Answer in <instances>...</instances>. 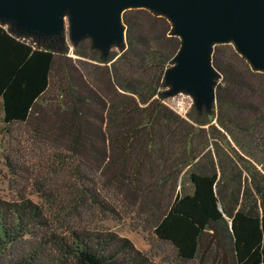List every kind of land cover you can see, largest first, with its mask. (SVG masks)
<instances>
[{
  "label": "trees",
  "instance_id": "1",
  "mask_svg": "<svg viewBox=\"0 0 264 264\" xmlns=\"http://www.w3.org/2000/svg\"><path fill=\"white\" fill-rule=\"evenodd\" d=\"M120 20L124 42L104 56L92 49L87 39L68 42V46L65 31L55 36H28L0 21L1 119L4 124L26 122L30 113L37 112L35 101L47 89L49 80L60 76L61 93L48 107L52 117L47 115L44 120L45 113L40 116L46 133L52 135V142L68 144L74 154L87 150L99 157L103 164L94 171L105 175L102 187L120 189L132 204H137L150 192L151 177L141 170L145 152L141 151L142 159L128 167L122 163L116 166L114 162L129 155L128 145L149 125L148 120L165 117L159 116L160 102L177 95L168 93L162 76L173 63L179 40L171 34L168 19L152 11L126 10ZM85 42V52H76ZM68 47L81 59L71 62L66 56ZM111 50L114 52L109 55ZM209 63L218 74L213 84L214 104L208 113L201 109L196 111L197 115L209 117L204 124L214 120L223 133L235 128L247 140L250 157L257 155L261 165L264 73L250 69L230 44L212 45ZM104 72L105 88L112 89L108 100L98 87ZM116 99L118 106L114 107ZM153 105L157 107L152 108ZM105 110L118 116L116 120L123 131L120 135L103 132ZM141 117L145 118L143 125ZM209 127L214 128L212 124ZM117 138L119 143L115 144ZM120 143L124 148L118 146ZM109 153H118L120 158H109ZM197 158V154L188 152V158L180 165L190 166ZM207 168L208 172L187 174L189 193L173 192L152 227L154 237L170 245L180 260L211 253L214 264H264V193L256 184L258 204L244 206L238 199L243 188H236L235 176L230 175L225 181L224 184L232 182L235 187L224 197L220 189L223 191L225 185L219 186L220 177H216L213 166ZM146 169L150 172V164ZM89 175L90 169L77 174L78 200L72 205L75 219L80 217L78 208L112 212ZM164 180L155 179L153 184ZM0 255L4 264H153L126 238L111 231L70 226L57 232L50 228L41 209L24 197L13 201L0 199Z\"/></svg>",
  "mask_w": 264,
  "mask_h": 264
},
{
  "label": "rangeland",
  "instance_id": "2",
  "mask_svg": "<svg viewBox=\"0 0 264 264\" xmlns=\"http://www.w3.org/2000/svg\"><path fill=\"white\" fill-rule=\"evenodd\" d=\"M64 31L66 33L65 27ZM65 42L70 45L66 38ZM85 50L86 42L79 45L76 52L82 53ZM113 52L111 50L109 55ZM66 56L71 62L81 59L74 55L72 47H68ZM98 66L102 68L101 65ZM59 77L53 76L49 80L47 89L35 101L37 112L30 113L24 123L4 124L0 106V199L13 201L20 197L27 198L41 209L50 228L57 232H64L70 226L111 231L126 238L153 264H214L211 253L205 257L197 254L187 261L176 258L170 245L154 237L152 227L174 191L189 193L187 174L208 172L207 167L210 166L216 171V177H220L219 186L225 185L223 191L220 189L222 196L228 197L232 192L235 184L224 183L230 179V175H234V180L238 182L236 188H243V194L238 197L241 204L257 205L260 196L255 191V185L259 187L260 193H264V162L259 165L257 155L250 157L247 140L233 127L226 134L217 127L214 120L204 124L209 117L197 115L189 96L177 94L164 98L160 102L162 107H158V110L161 112L159 116L165 117L148 120L149 125H145L137 133L138 137L128 145L129 155L123 161L114 162L116 166L122 163L128 167L142 159L141 151L146 154L143 158L145 160L141 161V170L151 177L150 192H146L139 203L132 204L120 189L102 187L105 175L94 171L103 164L99 157L87 150L80 151L78 155L74 154L68 144L52 142V135L46 133L47 128L41 124L40 116L45 113L44 120H47V115L52 117L48 107L55 103L61 93L62 83ZM105 77L104 72L98 87L99 92L108 100L107 96L112 95V89L105 88ZM158 90L162 91L161 88ZM117 102L118 99L114 107L118 106ZM155 107L157 105L152 106ZM91 108L97 109L94 106ZM102 113L103 132L120 135L123 131L118 124L119 120H116L118 116L110 115L106 110ZM107 115L110 116V121ZM89 118L87 116L88 120ZM140 120L143 125L145 118L141 117ZM210 124L214 126L213 129H210ZM118 143L117 138L115 144ZM118 146L124 148L122 144ZM109 150L112 151V148ZM188 152L197 154V161L190 166L181 167L180 163L188 158ZM107 156L120 158L118 153H109ZM149 164L150 172L147 173L146 167ZM86 169L91 170L89 177L97 183L99 196L106 198L112 212H101L93 207L78 208L80 217L75 219L72 205L78 200L76 188L80 180L77 179V174ZM158 178L165 180L153 184ZM4 263L0 255V264Z\"/></svg>",
  "mask_w": 264,
  "mask_h": 264
},
{
  "label": "water",
  "instance_id": "3",
  "mask_svg": "<svg viewBox=\"0 0 264 264\" xmlns=\"http://www.w3.org/2000/svg\"><path fill=\"white\" fill-rule=\"evenodd\" d=\"M143 9L164 16L179 40L163 73L168 93L185 94L195 111L214 104L218 74L210 66L212 45L230 44L256 72L264 73V0H0V21L20 34L83 39L105 55L124 42L122 12Z\"/></svg>",
  "mask_w": 264,
  "mask_h": 264
}]
</instances>
